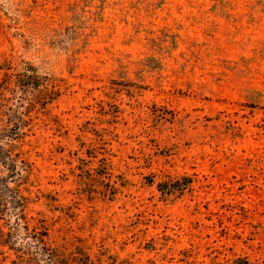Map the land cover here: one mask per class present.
<instances>
[{"label": "rangeland", "instance_id": "obj_1", "mask_svg": "<svg viewBox=\"0 0 264 264\" xmlns=\"http://www.w3.org/2000/svg\"><path fill=\"white\" fill-rule=\"evenodd\" d=\"M0 174L63 264H264V0H0Z\"/></svg>", "mask_w": 264, "mask_h": 264}, {"label": "trees", "instance_id": "obj_2", "mask_svg": "<svg viewBox=\"0 0 264 264\" xmlns=\"http://www.w3.org/2000/svg\"><path fill=\"white\" fill-rule=\"evenodd\" d=\"M30 76L32 75L28 76L29 79ZM16 162L12 156H8L2 163L11 172L7 177L21 176L16 170ZM20 162L23 164L22 160ZM6 181V178L0 174V220H4V216L8 214L13 217V221L11 224L5 223L7 231L3 233L0 229V233L5 236L2 239L3 243L16 254L13 264H63L61 251L48 241V233L43 221L38 220L34 225H29L24 212L28 201L19 189V184L17 183L16 187H9ZM148 182L152 183V179H148ZM190 182L191 178L187 176L168 179L157 183V190L162 195L169 196L181 192ZM80 262L88 264L86 263L88 261Z\"/></svg>", "mask_w": 264, "mask_h": 264}]
</instances>
